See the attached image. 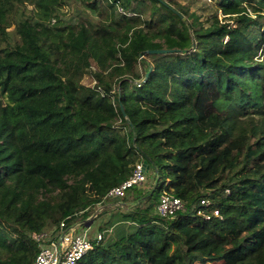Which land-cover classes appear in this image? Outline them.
I'll return each instance as SVG.
<instances>
[{"label": "trees", "instance_id": "trees-1", "mask_svg": "<svg viewBox=\"0 0 264 264\" xmlns=\"http://www.w3.org/2000/svg\"><path fill=\"white\" fill-rule=\"evenodd\" d=\"M217 7L205 26L164 0H0V264L105 216L143 162L119 199L132 230L80 264H264V0ZM163 191L184 203L174 218L156 213Z\"/></svg>", "mask_w": 264, "mask_h": 264}, {"label": "built area", "instance_id": "built-area-1", "mask_svg": "<svg viewBox=\"0 0 264 264\" xmlns=\"http://www.w3.org/2000/svg\"><path fill=\"white\" fill-rule=\"evenodd\" d=\"M147 181L143 163H137L132 171L131 176L120 185L112 188L107 198L122 199L132 189L138 188ZM201 206L208 207L210 201L201 200ZM185 206L180 198L169 191H163L156 205V213L166 219L174 218L177 213L184 211ZM96 214L85 222H79L70 225L68 219L62 220L58 227L53 230H46L32 235L33 240L37 243L38 253L31 264H80L84 257L87 256L95 247L104 239L103 233H97L91 236L92 227L97 221ZM215 217H219V211H212ZM205 219H209L202 211L200 212ZM92 222L90 226L87 223ZM79 228H83L79 231ZM91 237H90V236Z\"/></svg>", "mask_w": 264, "mask_h": 264}, {"label": "rangeland", "instance_id": "rangeland-1", "mask_svg": "<svg viewBox=\"0 0 264 264\" xmlns=\"http://www.w3.org/2000/svg\"><path fill=\"white\" fill-rule=\"evenodd\" d=\"M164 1L172 5L182 6L189 13V15H193L194 18H198V21L200 23H203L205 26H209L211 24L210 20L216 15H218L220 20H223V15L221 14V12L217 7L220 0H164ZM63 12H64L63 19L65 21H68L70 19L77 21L79 18L78 16L79 5L74 3L73 1H70V4L64 8ZM138 68L140 73H142V69L140 68V66ZM82 83L90 87H93L95 85L94 78L91 75H86ZM119 202H120L119 200L115 199L114 201L108 204V206L104 209L105 211L104 214L106 215L104 216L101 214V216L97 218V221L94 223L91 230L92 231L91 236L97 235L98 232L103 233L104 235L103 240H105V238H107L108 234L110 233L109 231L111 230L112 235H114L116 228H118L119 226L126 225L127 230L130 231L132 230L133 227L130 224L125 223L124 225L123 223H120V219H121L120 212L124 211L125 206L122 207ZM108 220L112 224L107 226L104 231L100 230L101 227H104L102 225H104L105 221ZM78 230L82 231L83 228H79ZM197 264H201V263H197ZM207 264H220V263H207Z\"/></svg>", "mask_w": 264, "mask_h": 264}, {"label": "water", "instance_id": "water-1", "mask_svg": "<svg viewBox=\"0 0 264 264\" xmlns=\"http://www.w3.org/2000/svg\"><path fill=\"white\" fill-rule=\"evenodd\" d=\"M174 11H175V12H176V13H177L182 19H184L183 15H181V14H180L178 11H176L175 9H174ZM171 53H174V51H170V50H150V51L147 52V54H149V55H152V54H171ZM148 76H149V73H147L146 78H148ZM122 112H123V114L125 115V111H124L123 107H122ZM143 166H144L145 173L148 174V173H149V167H148V165H147V162H143ZM91 224H92V222L87 223V226H90Z\"/></svg>", "mask_w": 264, "mask_h": 264}, {"label": "crops", "instance_id": "crops-1", "mask_svg": "<svg viewBox=\"0 0 264 264\" xmlns=\"http://www.w3.org/2000/svg\"><path fill=\"white\" fill-rule=\"evenodd\" d=\"M109 232H111V230Z\"/></svg>", "mask_w": 264, "mask_h": 264}]
</instances>
